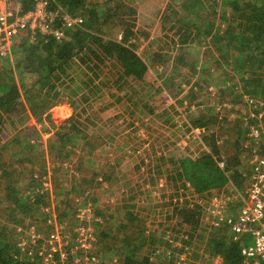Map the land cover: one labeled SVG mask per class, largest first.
<instances>
[{
    "label": "rangeland",
    "instance_id": "374dc122",
    "mask_svg": "<svg viewBox=\"0 0 264 264\" xmlns=\"http://www.w3.org/2000/svg\"><path fill=\"white\" fill-rule=\"evenodd\" d=\"M191 1L91 0L92 4H99L100 10L108 13L107 17H111L104 23L103 33L100 34L105 39L121 41V22L126 18L131 22L136 19L138 35L132 42L138 46L137 53L151 70L153 79L147 80V83L133 84L131 90L127 87L121 92L104 85L90 105L84 101L75 104L62 101L44 115L43 122L31 117L30 104L23 91L20 102L29 117L24 113L23 116H14L15 126L9 121L5 125L7 131L0 137V227L13 228L14 242L18 241L21 247L18 258L22 259L25 248L29 247L35 254L40 253L46 245V237L52 233L48 236L44 234L47 224L53 227V231L57 228L62 235L71 238L75 259L81 264H114L113 258L118 257L109 255L107 246H124L127 243L122 240L127 236L134 243L136 239L132 236L137 230L146 240L143 251L139 252L140 257L149 255L155 260L156 256L162 255L157 258L156 264H212L221 259L207 253L204 238L198 236L192 240L189 237L185 241L190 243L187 245L180 240L175 241L171 249L160 244L172 243L173 237L176 238L180 231L175 218L176 205L195 206L197 201L194 198L192 203L184 201L177 204V187L171 185L168 175L172 168L169 162L172 156L185 153L197 158L207 148L202 140L206 135L200 134L190 123L207 115L210 109L220 115L211 131L220 134L224 154L229 151L228 154L234 155L239 130L236 122L245 116L242 106L249 99L243 95L242 105L230 107L228 104L233 101L235 92L230 91L228 95L220 93V89L224 88L233 87L236 90L240 77L237 72L228 67H218L211 58H207L212 48L210 39L206 44L177 47L185 31L181 28L182 24L178 26L176 23L188 20L189 13L184 8ZM197 1H202L204 6L206 3L205 8H208L210 0ZM104 3H107L106 7ZM118 6L120 10L114 12ZM171 11L174 13L170 22H165L166 15ZM199 32L194 30L193 35ZM26 37L29 36L17 40L15 51ZM29 42L33 43L30 37ZM159 56L163 62L158 61ZM85 79L84 72L80 71L75 81L77 91L85 87L82 82ZM25 82L28 85L32 83L30 76ZM198 85L200 90L192 93ZM238 91L242 93L241 88ZM75 100L80 101L78 98ZM257 111L249 106L246 114L252 116L251 121H256L254 126L259 129L261 122ZM72 117L79 122L85 139L78 140L77 148L72 149L71 154L61 162L51 146L57 139V133L63 131V126H69ZM260 119L264 121V117ZM106 135L108 138H105ZM15 140L21 143H14ZM245 142L243 140V144ZM240 156L242 166L246 165L249 157L246 148H242ZM90 163L96 164L100 176L96 182L83 184V178H92ZM44 170L49 175L42 181V191L47 193L48 198L40 205L39 215L33 216L37 219L36 223L22 226L24 224L16 222V218L11 220L9 211H6L11 207L14 209V206L5 199L10 180L5 173L18 176L13 186L25 188V180L29 181L32 175L38 179L44 175ZM77 186H82L83 191L77 190ZM233 190L228 189V192L234 194ZM30 196L26 197L30 202L36 200V195ZM187 196L194 197L191 193ZM126 206L142 221V232L131 224L128 228L124 227L127 211L123 207ZM107 231L112 236L103 247L100 244L103 243L102 232ZM247 237L243 236V240ZM248 241L253 243L251 238ZM121 252L118 248L117 254Z\"/></svg>",
    "mask_w": 264,
    "mask_h": 264
},
{
    "label": "trees",
    "instance_id": "16d2710c",
    "mask_svg": "<svg viewBox=\"0 0 264 264\" xmlns=\"http://www.w3.org/2000/svg\"><path fill=\"white\" fill-rule=\"evenodd\" d=\"M58 1L72 15L82 16L85 20L84 26L67 31L64 41L59 42L53 38L41 39L39 36L37 38L39 42L33 44L29 42V37H26L27 39L20 42L15 51L17 55L13 63L0 60V137L7 131L5 125L9 121L15 126L14 116H23L24 113V116L29 117L27 110L20 102L23 91L30 104L31 117H35L38 122H43L44 115L62 101L68 100L73 104L84 101L90 105L91 100L96 99V94L102 91L104 85L121 92L127 87L131 90L133 84H144L147 80L153 79L148 64L137 53L138 46L132 42L138 35L135 18L133 22L127 18L121 22L123 28L121 41L105 39L100 34L103 33L104 23L111 17H107L106 11L100 10L99 4L94 5L91 0ZM7 3L10 9H14L11 8L13 4L20 3L22 13L34 8V0H7ZM103 5L106 7L107 3ZM205 6L202 1L197 0H192L186 5L184 10L189 13L188 20L186 22L178 20L176 23L178 26L182 24L181 28L185 31L177 47L206 44V41L210 39L212 48L207 58H211L218 67H228L237 72L240 77L238 80L240 85L238 88L236 86V90H233V87L220 89L222 95H228L230 91L235 92L233 101L229 104L232 107L242 105L243 95L264 101V0H210L207 4L208 8ZM120 8V6L114 8V12L119 11ZM173 13L171 11L167 14V19L164 21L170 22ZM194 30H199V34L193 35ZM159 60L162 61L160 56ZM80 71H83L86 76V79L82 80L85 87L77 91L75 81ZM27 76L32 79L30 85L25 82ZM106 80L108 81L105 82ZM199 86H196L192 93L200 90ZM239 88H241V94L238 93ZM75 98L80 101H73ZM108 106L111 107L110 104ZM74 108L77 111V108ZM242 110L245 111L244 105ZM208 112L207 115L204 114L190 123L200 134L206 135H203L202 140L207 148L197 158L185 153L176 154L170 158L172 168L168 172L169 181L171 185H176L177 194L187 196L189 193H195L206 198L212 191L229 185L231 180L235 182L236 188L241 189L243 186L242 180L245 179L241 173L242 156L240 154L249 126L244 127L243 120H237L236 127H239V130L236 134L238 137L235 139L236 151L234 155L228 154L229 151L224 154L219 140L220 134L211 131L220 115L215 114L211 109ZM254 123L252 122V125ZM68 125L66 128L63 126V131L57 133V139L51 146V150H56L55 153L61 162L71 154L72 149L77 148L78 140L85 139V134L75 118H70ZM190 125L188 124V127ZM105 138H108V135ZM14 143L21 142L15 140ZM90 152L84 153L90 154ZM222 161L226 162L225 169L219 166V162ZM79 166L83 167L81 164ZM89 174H92V178H83V184L96 182L100 176L96 164H92ZM47 175H49L47 170H44V175L38 179L33 178L34 175H32L29 181L25 180L26 187L20 188L13 186V182L18 181V176L5 173L6 178L10 179L6 186L5 199L14 206V209L11 207L6 210L9 211L8 216L11 220L16 218V222L24 224L22 226L36 223L37 219L33 216L39 215L40 205L48 198L47 193L42 191V181ZM76 189L83 191L82 186H77ZM33 194L36 195V200L30 202L26 197ZM123 208L127 211L124 227L128 228L131 224L142 232L140 229L143 226L142 221L128 211V206ZM199 209V206L190 207L188 204L175 207V214L179 220L177 225L179 232L186 231L191 240L196 239V236L204 238L206 252L214 257L221 256L225 264H244V257L240 252L241 241H233L226 229L210 231L207 226H202L199 222ZM17 214L23 215L17 216ZM30 218L31 221L28 222ZM52 231L53 227L46 224L44 234L48 236ZM134 234L137 235V237L132 236L136 239L134 243L127 236L122 240L127 244L124 246L118 244L119 250H122L121 253L117 254L118 248L107 246L108 254L118 257L113 258L112 262L114 264H156L157 258H161L162 255L156 256L155 260H152L149 255L140 257L139 252L143 251L146 240L141 237L138 230ZM14 236L13 228L0 227V264H20L21 258L18 257H20L21 247L18 241L14 242ZM111 236L108 231L102 232L103 243L100 244L106 247V242L110 241ZM173 240L172 243L160 244L171 249L178 238L173 237ZM183 243L190 244L185 241ZM155 251H157L156 248L154 255H156Z\"/></svg>",
    "mask_w": 264,
    "mask_h": 264
},
{
    "label": "built area",
    "instance_id": "2783aa9c",
    "mask_svg": "<svg viewBox=\"0 0 264 264\" xmlns=\"http://www.w3.org/2000/svg\"><path fill=\"white\" fill-rule=\"evenodd\" d=\"M13 5L11 8L14 9H10L7 0H0L1 61L13 62L16 42L24 36H29L33 43H36L39 36L41 39L53 38L59 42L65 39L67 31L83 28L85 23L82 16L72 15L61 6L58 0H34V8L26 13L21 12L20 3ZM252 105L259 110L256 114L260 118L264 117V101L255 99ZM260 118L258 117L261 122L259 129L255 126L250 127L251 136L258 146L248 151L247 160L252 165V174L246 195L242 198L243 205L239 209L238 216L234 219L221 215V212L226 209V203L218 196H214L209 203L199 195L186 198L190 202L194 198L197 199L196 204L203 212L201 221L210 228L215 225L212 215L226 221L235 239H239L244 245L242 250L244 264H264V154L260 150V145H264V121ZM220 164L224 168V163ZM243 236H249L253 243L250 244L247 238L243 240ZM177 238L180 242L189 240V236L184 231L179 232ZM70 242L71 238L65 234L62 235L56 228L46 237V245L38 255L31 247L25 248L20 264H81L75 259L76 253L73 243L70 244ZM212 264H222V260L217 259Z\"/></svg>",
    "mask_w": 264,
    "mask_h": 264
},
{
    "label": "crops",
    "instance_id": "0c3cea01",
    "mask_svg": "<svg viewBox=\"0 0 264 264\" xmlns=\"http://www.w3.org/2000/svg\"><path fill=\"white\" fill-rule=\"evenodd\" d=\"M247 97H249V99L247 100L248 102H245V105H244L245 111H243L244 112L243 115H245V116H242L240 118V120H243L244 127L249 126V132H248V134H246L245 138L243 139V140L246 141L243 144L244 145L243 146V149L246 148V150L248 152L250 148H253L254 149L258 145L256 143V140L252 138V136H251V130H250V127L254 126L256 124V121H251L252 120V116H249L248 114H246V111H247V109H249V106L250 107H253L252 104H253L254 100L257 99V98L250 97V96H247ZM228 105L230 107H232L230 104H228ZM252 122H255V123L252 125ZM260 150H261V153L264 154V145H262V144L260 145ZM220 163H224V168L221 167V164ZM225 164H226V162H223V161L222 162H219L220 168L221 169H225ZM247 165H248V168H247ZM240 168H241L242 177L245 179V180H242L243 181V186H242L241 189L240 188H236L235 182L233 183L232 180H231L230 184L227 185L226 187H224L222 189H216V190L212 191L211 192V195L209 197H207V196H206V198H203L202 197L203 199L207 200L208 203L212 201V199H213L214 196H218V197L222 198L225 201V203H226V209H225L224 212H221V215H223L226 218L232 217V218L235 219L238 216L239 209L243 205V203L241 202L242 201V198L245 197L246 190H247L248 184L250 182V178H251V174H252V165L249 162H247L246 165L244 164L242 166V163H241V167ZM228 189L229 190H233L234 189L233 190L234 191V194L229 193L228 192ZM226 192H227V194H226ZM194 195H198V194H195L194 193L193 196ZM176 197H178L177 198V204L178 203L179 204L180 203L183 204L184 201L190 202L189 200L186 199L187 196L180 195V193L179 194H176ZM190 203H192V202H190ZM195 206H198V205L196 204ZM190 207H194V206L191 205ZM199 212H200V220H199V222L201 223L202 226L203 225L207 226L210 231L211 230L213 231V230H216V229H222V228L223 229H226L228 235H231L230 237H232V240L233 241H237V242L240 241L239 239L238 240L235 239L234 235L230 231V227L228 226V224L226 223V221H224V219H221V217H219V216L218 217L217 216L215 217L214 215H212V218H213L212 220L215 222V225H212L211 228H210L208 225H206L204 222L201 221L203 219L202 209H199ZM175 218H177V217H175ZM184 232L186 233V231H184ZM247 239L249 240V236L247 237ZM243 246L244 245L240 243V252H241L242 256H243V253H242ZM219 257L223 260V258L221 256H219ZM222 264H225L224 263V260L222 261Z\"/></svg>",
    "mask_w": 264,
    "mask_h": 264
}]
</instances>
